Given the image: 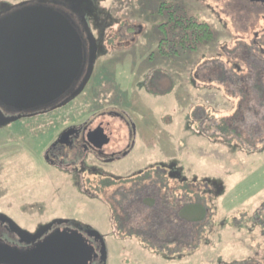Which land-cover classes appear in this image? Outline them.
I'll return each instance as SVG.
<instances>
[{"label": "rangeland", "instance_id": "1", "mask_svg": "<svg viewBox=\"0 0 264 264\" xmlns=\"http://www.w3.org/2000/svg\"><path fill=\"white\" fill-rule=\"evenodd\" d=\"M25 1L31 2L0 4ZM97 2L104 36H116L117 47L96 60L88 85L74 100L0 127V212L31 231L56 218L87 224L104 239L105 264H264V105L252 104L253 109L250 100L248 110L241 102V111L232 117L240 92L229 80L235 76L229 68L234 64L239 76L264 68V10L248 12L235 0ZM178 17L209 23L213 36L195 51L178 45L180 53L163 55L160 40L181 32L171 20ZM254 32L261 49L244 64L239 58L246 52H239L250 48L242 49L236 40L254 41ZM203 75L211 81L204 82ZM194 109L195 119H190ZM102 110L126 113L137 129L129 155L107 166L113 177L140 170L150 175L156 166L175 163L189 179L214 180L212 194L197 184L195 201L206 211L202 220L187 221L181 212L177 217L194 241L171 242V218L164 214L176 218L175 211L187 203L172 192V181L161 192L158 185H148L163 198L152 193L142 202L126 192L127 184L97 180L88 185V174L76 184L71 160L84 155L81 149L54 152L55 166L50 165L46 154L62 128ZM199 118H204L201 123ZM113 136L117 141L118 133ZM154 206L163 214L157 215Z\"/></svg>", "mask_w": 264, "mask_h": 264}, {"label": "water", "instance_id": "2", "mask_svg": "<svg viewBox=\"0 0 264 264\" xmlns=\"http://www.w3.org/2000/svg\"><path fill=\"white\" fill-rule=\"evenodd\" d=\"M45 1L3 7L9 10L0 16V107L14 114L0 110V127L64 106L83 91L90 78L93 53L87 60L76 25ZM65 1L77 6L92 4L91 0ZM103 126L106 137L111 133L108 123L96 131ZM2 217L15 226L19 236L29 237L26 243L33 244L22 250L0 243V264H92L97 257L106 263L105 242L96 230H87V237L77 229L57 228L47 233L53 224L67 222L56 219L30 233ZM88 237L99 242V251Z\"/></svg>", "mask_w": 264, "mask_h": 264}, {"label": "flooded vegetation", "instance_id": "3", "mask_svg": "<svg viewBox=\"0 0 264 264\" xmlns=\"http://www.w3.org/2000/svg\"><path fill=\"white\" fill-rule=\"evenodd\" d=\"M91 2L92 4L90 6L85 3H82V6H77L75 3L72 4L70 2H66L65 0H46L45 1L47 5H51L65 12L70 17V19L73 21V23L76 25L78 32L85 46V54H86L87 60L91 52L93 53V57H94V60L92 63V69H93L96 60L105 57L107 55V52H109L111 48L113 49L117 47V45L115 44L117 42L114 41V38L116 36H113V37L111 35L104 36V33H103L104 24L102 23V19H104L102 16L103 13L98 7L97 0H91ZM5 5L7 4H0V16L4 15L9 10L6 8L3 9ZM234 5L238 8L248 10V12L254 11L253 12L254 14H256L258 10H264V1H261V0H254V1L235 0ZM248 14L246 16H248ZM250 16L251 14L248 16V18ZM95 32H98L97 36H95ZM256 33L257 32H254V38H256L254 39V41L250 39H248V41H244L243 36L241 38H238L236 41H240V46L242 49H244V46H246V48H250V53H252V51L255 53L256 52L259 53L261 49V41H259L258 39L259 34H256ZM111 38H113V41L111 40ZM261 39L264 42V34L262 35ZM109 40H111V45H109L110 42L108 43ZM122 43L125 44L124 42ZM245 43L247 44L251 43V45H246ZM188 49L190 51H193V50L195 51V49L192 47ZM243 52L245 51L240 50L239 52V54H241L240 56H243L242 55ZM172 53H175V52H172ZM177 53H180L178 49H177L176 54ZM252 56L255 57L254 54ZM190 61H192V57L189 58L188 63ZM229 64L231 65V63L227 61V65ZM229 68L230 69L232 68V73L235 74V76L233 75L234 77L232 76L231 79L229 80H231L238 87V91L240 92L241 96H244L245 94L244 90L259 89L258 87H256V84L254 83V80H255L254 72L252 71L246 72L247 73L246 75H248L247 77L248 78L251 77L253 81V83H251L250 85H247L243 81L246 75L239 76L237 73H235V71L239 72L238 70L239 68L238 66H236V64H234L232 67H229ZM220 74L221 72H219L218 76H220ZM241 74L243 73L241 72ZM203 78L205 80H203ZM202 80L204 82L211 81L209 78H207L206 75H203ZM190 81H192L193 83H191ZM88 82L85 85V87L88 85ZM188 83L194 86L199 85L200 87L208 86V83L205 85H202V82H195L193 80H189ZM221 85H223L224 89H226L225 88L226 83L225 84L221 83ZM0 110L5 114H8V113L14 114V111L8 108L0 107ZM194 111L195 109L192 110V113L188 116L190 119H195ZM205 115H207L206 117H208V114L205 113ZM24 118H28V117H20L16 121L24 119ZM203 119L204 118L202 119L199 118V122L201 123ZM107 122L110 124L112 131L109 135H107L106 137H103L101 130H104V126L102 128H99L97 131H96V128H98L100 124L107 123ZM115 122L117 124H115ZM135 125L136 124L131 120L129 115H127L126 113L122 111L121 112H117L115 110L99 111L95 115H92V117H90L89 119L86 118V120H84L83 118L79 121L72 122L71 124L66 125V127L62 128V130L56 136L53 146H51L50 149L48 150V153L46 154V159H48L50 165L52 164L53 166H55L54 161H52L54 160L53 157L55 156L54 152H61L62 150L67 149V148L81 149L84 152V155L82 157L75 156L71 160L76 165L74 169L72 168L75 172L74 179H73L74 182H75V179L76 181L79 180V177H82L83 174H88V175H91L92 177V178L86 179V182L88 183V185L93 184L92 182H95L97 180L103 181V182H107V181L111 183L113 182V184H118L119 186L123 184L125 185L127 184L126 188L128 190H126V192L128 194L134 193L133 196L137 194L138 195L137 198H139L140 200L142 199V202H143V199L149 195L151 198H153L154 193L155 195L159 196L160 200H162L163 197L161 194L159 195L158 190L159 192H161L162 187L164 188V186L165 187L169 186L168 185L169 181H172L173 186H174L172 188V192L174 193V191H176V194H177L176 197L178 199H179V195L181 194L182 196L180 197H182L184 201L187 200L188 207H192L193 204L195 203V197L197 193L196 192L197 184L199 185L198 189L203 188L204 193L207 192L209 194H212L215 192L213 190V188L216 187L214 184V180L209 181L206 179L204 182H197L195 176L189 179V177H186L185 175H182L181 172H179L178 170L179 168H177L175 163H170L167 165L162 164L160 166H156L154 169V172L150 175L147 173V171L146 173H144L143 171L140 170L139 173H134L133 175H128V176L117 175V177H113V175L114 176L116 175L107 171V166L129 155L130 151L133 149V146L135 143V137L137 135V129ZM224 131H227V130L224 128ZM113 132L118 133L119 138L117 141H115L113 138L114 137ZM111 139H113L112 145H110ZM89 158H91V160H93L94 162H89ZM104 171H107L109 175L106 176L107 174ZM110 174H112L113 178L111 177ZM83 181L84 180H82V183H84ZM75 183L77 184V182ZM152 184H155V186L158 185L159 189L156 191H151V190L146 189L148 185H152ZM133 188L135 189L133 190ZM130 202H132V200ZM170 206L173 209H175L173 207L174 206L173 204H171ZM149 207H152V206H149ZM183 207H184V204L181 205L180 208L177 209V211H175L176 218L170 213H168L167 215L164 214V216H166L167 218H171V226L173 228V231H172L173 236L171 237V242H173V244L174 243L177 244L179 241H181L180 239H182L183 241H188L189 239H192L194 241V235L191 233L192 234V238H191L190 231L187 232L183 230L182 228L183 225L180 226L179 220L177 218L180 212L181 213L185 212L184 210H181ZM154 208H155V212L157 215L163 214L158 210V207L154 206ZM161 211H164V210L161 209ZM2 215H5L6 217L10 218L8 215L0 212V243L3 245H8L11 247L19 248L22 250L31 248V245L33 243L31 242L26 243L29 240V237L19 236V234L15 232L14 230L15 226L11 222L4 221V217H2ZM191 215L192 214L188 213V216H189L188 221L193 222L194 220L193 218H191L192 217ZM56 219L58 220V218ZM56 219H53V220H56ZM66 220L67 222L63 224H57V223L53 224L47 233L57 228H67V229H77L86 236V231L89 229H92L89 225L84 224L82 222L75 221L72 219H66ZM51 221L47 223H50ZM47 223L41 224V226ZM39 227L40 225L37 226V228H35L32 231L30 229H27V230L24 229V230L30 233L31 232L33 233L36 230H38ZM193 231H194V228H193ZM88 239L93 243L95 247V251H99V248H100L99 242L94 241L90 237H88ZM262 258H264V255ZM92 264H101L99 257L94 259Z\"/></svg>", "mask_w": 264, "mask_h": 264}, {"label": "trees", "instance_id": "4", "mask_svg": "<svg viewBox=\"0 0 264 264\" xmlns=\"http://www.w3.org/2000/svg\"><path fill=\"white\" fill-rule=\"evenodd\" d=\"M172 21H174V23L178 24L181 28V32L178 34H175V37L170 38H163L161 39V44H160V52L163 55H169L172 52H177L176 46L180 45V49L183 51L184 49H188V48H194L196 45H198L199 43L208 41L212 38L213 36V31L210 27V25L204 21H197L194 20L193 18H179L177 20H173L171 18ZM176 24L171 25V27H174ZM163 25V24H162ZM161 25V26H162ZM179 36V37H178ZM179 38V40H178ZM167 45V43L172 44L170 47L167 48H163L162 44ZM246 54L244 55L243 59L239 58L244 64H247L245 61L247 59H251V61H253L254 56H252L253 54L250 53V50H245ZM254 72V83L256 84V87H258L259 89L256 90H249L248 91V95L245 93L244 96H241L239 93V98L237 96V100H236V106H235V113H233L234 115L232 116H237L239 114L240 107L239 104L241 102L244 103V107L246 109L249 110L250 108V104H248V101H252L251 103V107L254 109V106L252 104H257V106L261 107L262 105H264V68L260 69L257 68ZM250 74V73H249ZM248 75H246L244 77V82L247 85H250L251 83H253L251 77L248 78ZM252 109V110H253ZM229 120H232L231 118ZM234 121V120H233ZM230 123V122H229ZM232 123V122H231ZM193 208V209H191ZM184 210V213H181V217H185L184 219L188 221V213L192 214L190 217L191 218H196V220H202L204 214L206 213V211H204L202 203L195 201V203L193 204L192 207H188L187 203L184 204V207L181 209ZM193 218V219H194ZM195 220V219H194Z\"/></svg>", "mask_w": 264, "mask_h": 264}]
</instances>
